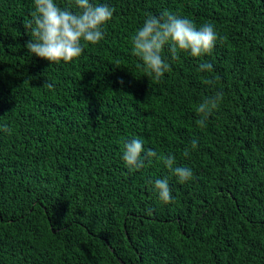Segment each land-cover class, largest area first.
<instances>
[{
  "label": "trees",
  "instance_id": "trees-1",
  "mask_svg": "<svg viewBox=\"0 0 264 264\" xmlns=\"http://www.w3.org/2000/svg\"><path fill=\"white\" fill-rule=\"evenodd\" d=\"M92 2L115 10L104 38L51 65L25 47L34 0H0V264H264V0ZM165 10L213 24L218 40L203 58L166 46L157 82L131 40ZM220 91L201 128L196 107ZM133 138L191 180L156 160L129 170Z\"/></svg>",
  "mask_w": 264,
  "mask_h": 264
},
{
  "label": "clouds",
  "instance_id": "clouds-1",
  "mask_svg": "<svg viewBox=\"0 0 264 264\" xmlns=\"http://www.w3.org/2000/svg\"><path fill=\"white\" fill-rule=\"evenodd\" d=\"M72 4L73 0H68V6L61 8L55 0H34L35 10L30 14L31 19L24 24L31 31V39L25 45L30 54L49 61L51 65L72 63L82 55L85 44L96 45L104 38L106 25L112 20L115 10L92 0H74L77 10L73 11ZM217 40L218 34L213 24L204 23L198 28L192 20L165 10L160 16L149 13L132 36L131 43L133 54L142 61L147 77L158 82L170 71V64L162 56L166 46L172 59H179L180 52L203 58L212 54ZM198 70L211 72L213 65L202 60ZM204 83L213 85L215 82L206 79ZM44 86L48 89L54 87L48 81ZM223 95L222 91L216 92L198 104V126L206 127V121L220 106ZM0 129L11 134L7 125H0ZM197 146L198 141L193 140L191 148L196 149ZM184 155L189 156V149H185ZM122 158L129 170L143 169L146 162L150 164L156 160L162 162L181 183L193 177L190 168L175 166L174 156H166L152 148L145 149L140 138L123 141ZM154 188L163 203L172 202L167 178L157 179Z\"/></svg>",
  "mask_w": 264,
  "mask_h": 264
}]
</instances>
